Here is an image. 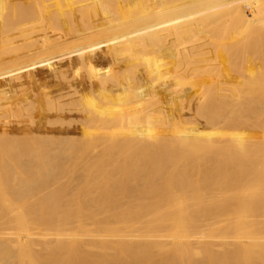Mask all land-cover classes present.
Wrapping results in <instances>:
<instances>
[{"label":"bare ground","instance_id":"obj_1","mask_svg":"<svg viewBox=\"0 0 264 264\" xmlns=\"http://www.w3.org/2000/svg\"><path fill=\"white\" fill-rule=\"evenodd\" d=\"M0 264H264V0H0Z\"/></svg>","mask_w":264,"mask_h":264},{"label":"rangeland","instance_id":"obj_2","mask_svg":"<svg viewBox=\"0 0 264 264\" xmlns=\"http://www.w3.org/2000/svg\"><path fill=\"white\" fill-rule=\"evenodd\" d=\"M43 23H44V25H50L52 22L51 21H49V20H46V21H43ZM155 26H157V24H155ZM50 43V40L49 39H47V38H42V42H41V46H40V48H39V50H36V51H34L33 52V54H41L43 51H44V47L47 45V44H49ZM156 51H157V54H158V56L159 57H162V50H161V46H156ZM249 55V56H248ZM247 55V58H248V60H252L251 61V64H249L250 66H252V67H256V65H257V63L256 62H254L253 61V56H251L252 54H248ZM121 57L124 59V60H126V61H128V62H132V56H130V55H127V54H121ZM228 62H230V63H234V65L233 64H231L233 67H230L229 65H230V63H229V65H226V64H228ZM224 69H221L222 71H225V72H228V71H231L230 69H233L234 67H236V65H235V62H234V60L233 59H226L225 61H224ZM255 63H256V65H255ZM168 64H166L165 62H159V66L160 67H166ZM258 66V65H257ZM21 70H26V69H28L29 68V66H28V64H26V65H22V66H20L19 67ZM228 68H229V70H228ZM227 69V70H226ZM110 224H113V222L112 221H110L109 222ZM45 232H43V231H40V232H38V234L39 235H42V234H44ZM199 245L198 244H194L192 247H194V248H197ZM41 248V244H38L37 245V249H40ZM228 248H233L232 246H228V247H222V246H219V245H216V246H214V249H216V251H218V252H221V251H223L224 249H228Z\"/></svg>","mask_w":264,"mask_h":264}]
</instances>
